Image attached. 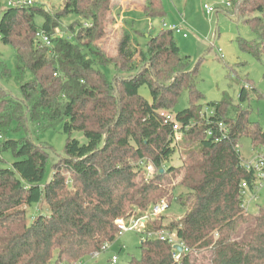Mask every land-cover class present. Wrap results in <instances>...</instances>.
I'll return each mask as SVG.
<instances>
[{
	"label": "trees",
	"instance_id": "1",
	"mask_svg": "<svg viewBox=\"0 0 264 264\" xmlns=\"http://www.w3.org/2000/svg\"><path fill=\"white\" fill-rule=\"evenodd\" d=\"M230 2L224 12L254 36L253 41L238 39L240 50L264 68V0ZM108 7L107 1L65 0L51 15L33 5L1 12L0 42L14 51L21 98L12 99L0 87V133L19 131L29 118L46 128L61 124L67 140L46 182L44 146L29 137L0 142V153L10 150L15 159L0 168V264L63 259L69 264L99 253L118 237L115 220L139 216L159 202L166 194L161 188L176 174H182L177 185L186 191L175 199L185 210L183 218L162 226L161 216V224L155 219L147 231H175L189 253L175 262L167 243L141 236L140 258L129 264H196L198 256L206 259L204 252L211 254L210 264H264V210L252 217L243 207V189L252 190L255 181L253 171L242 166L239 140L247 136L253 150H264V129L241 107L248 91L241 88L238 103L224 96L207 104L209 114L201 113L199 65L188 68V57L169 30L159 31L143 48L125 32L109 58L93 44L104 36L102 13ZM35 15L43 18L41 27ZM70 15L77 17L68 26L73 34L55 36ZM81 19L90 20L91 27H83ZM26 72L29 82H23ZM142 86L148 87L150 101L139 94ZM184 91L188 107L173 113ZM164 113L173 114L179 126L178 143ZM73 131L86 142L70 138ZM175 152L181 166L166 167ZM148 165L151 175L145 172ZM40 204L48 214L28 216Z\"/></svg>",
	"mask_w": 264,
	"mask_h": 264
},
{
	"label": "rangeland",
	"instance_id": "2",
	"mask_svg": "<svg viewBox=\"0 0 264 264\" xmlns=\"http://www.w3.org/2000/svg\"><path fill=\"white\" fill-rule=\"evenodd\" d=\"M33 7H39L47 11L50 15L61 10L65 0H31ZM107 1L108 10L103 11L104 18V36L93 41V44L101 50L106 56L114 57L117 53V45L120 36L128 32L132 38L143 48L146 41L154 37L159 31L166 30L163 24L182 26L187 38L180 34H174L173 38L179 47L181 55L188 57V68L198 64L200 74L197 82V89L203 98L198 105L202 107L201 113L209 114L206 107L210 102L221 101L224 96L238 103L239 92L245 88L249 93V99L241 103L242 108L249 109V118L251 122L258 123L264 129V68L262 62L253 59L250 55L240 50L237 40L253 41L254 36L249 28L241 22H235L233 15H227L224 10L227 8L221 6L220 0H97ZM209 5L215 7V12L208 15L203 6ZM231 5V2H230ZM229 5L228 8H231ZM6 8L3 0H0V17L3 9ZM231 11V10H230ZM77 17L70 15L61 21V27L55 29V36L70 37L68 26L75 22ZM85 25L84 26V24ZM34 23L41 27L43 18L35 15ZM74 24V23H73ZM83 27H91L90 20H82ZM74 34L76 28L73 29ZM57 33V34H56ZM144 34V35H143ZM0 67L6 68L12 76L10 78L1 74L0 87L9 93L14 100L21 98L19 84L15 81L14 70V51L11 46L0 42ZM107 74V71L104 70ZM108 75H111L109 69ZM31 76L26 72L23 82H29ZM252 87L254 88L253 90ZM139 94L150 101L149 90L147 86L139 89ZM187 92H183L179 98L173 113L182 111L188 107ZM43 123H37L29 118L24 122V126L17 132L11 131L5 134L0 133V142L6 140H18L23 137H29L37 146H44L47 152V162L43 182L48 181L52 175V166L58 158L64 155V146L67 136L62 131L61 124L55 128H46ZM70 138L76 139L80 144L86 142L81 132L73 131ZM238 151L243 162L252 161L260 149H254L251 140L247 136L240 138ZM177 152L164 164L166 167L181 166ZM13 154L10 150L0 153V168H9L14 162ZM182 177L177 175L166 182L161 190L165 194L161 200L169 203V207L162 213V226L170 222H177L183 218V210L176 202V198L185 194L184 188L177 185ZM172 190V199L170 198ZM244 205L249 215L257 216L260 210H264V185L257 191L245 189ZM161 200L157 203H160ZM171 200V201H170ZM37 208L42 209L37 212ZM37 213L47 215L48 211L44 204L33 206L28 210V216H35ZM159 219L155 223L158 224ZM161 224V222H160ZM246 227L242 226L234 238L241 236V231ZM143 240L141 235L134 232H127L117 237V239L107 245L105 250L93 256H86L80 261L69 264H110L113 257H116V264H129L132 259L140 258L139 243ZM206 259L198 256L196 264H210L211 254L204 252ZM203 259V260H202ZM61 260V263L68 264ZM60 262V261H59ZM54 264V262L52 263Z\"/></svg>",
	"mask_w": 264,
	"mask_h": 264
},
{
	"label": "built area",
	"instance_id": "3",
	"mask_svg": "<svg viewBox=\"0 0 264 264\" xmlns=\"http://www.w3.org/2000/svg\"><path fill=\"white\" fill-rule=\"evenodd\" d=\"M3 2L8 8L27 7L33 5V2L31 0H3ZM220 4L221 6L223 5L225 7H229L230 0H220ZM203 9L205 13L208 15L215 12L214 6L204 5ZM85 25L87 24H84V26ZM163 27H165L166 30L173 32L174 34H180L183 38H187V33L184 32L182 26L174 25V24L168 26L164 23ZM61 35L57 34L56 36H61ZM37 37L41 40L42 44L49 45V41L47 37H45L42 33H38ZM163 117H164L163 120L164 123L170 124L172 127V131L174 133V142L178 143L181 139V136L179 133V126L177 123L174 122L173 114L164 113ZM218 128L219 131H222L224 129L222 124H219ZM209 135H211V133H209ZM263 152L264 150L258 153L252 161L242 163V166L246 171H253L254 181H255V186L252 189L253 191H257L261 186L264 185V153ZM145 172L148 175H151L153 172V168L150 165H148L145 167ZM245 189L246 186L244 187L242 192L243 196L245 194ZM167 207H168V203L166 201L161 200L160 203H156L150 206L146 211H144L139 216L132 215L127 218L116 219L114 223L118 230L117 233L118 237L127 232H134L146 239H155V240L163 241L171 247L173 260L175 262H180L183 254L189 253V250L182 243L178 242L175 231H170L167 229L147 231L148 230L147 225H149L155 219L160 218L162 216V213L165 211ZM243 207L245 209L244 202H243ZM177 246L181 248L180 252L176 249ZM106 248L107 245L103 247V250H105ZM116 262H117L116 257H113L110 261V264H116Z\"/></svg>",
	"mask_w": 264,
	"mask_h": 264
},
{
	"label": "water",
	"instance_id": "4",
	"mask_svg": "<svg viewBox=\"0 0 264 264\" xmlns=\"http://www.w3.org/2000/svg\"><path fill=\"white\" fill-rule=\"evenodd\" d=\"M176 249H177L179 252L181 251V248H180V247H178V246L176 247Z\"/></svg>",
	"mask_w": 264,
	"mask_h": 264
}]
</instances>
